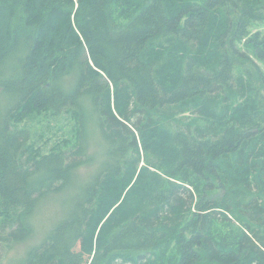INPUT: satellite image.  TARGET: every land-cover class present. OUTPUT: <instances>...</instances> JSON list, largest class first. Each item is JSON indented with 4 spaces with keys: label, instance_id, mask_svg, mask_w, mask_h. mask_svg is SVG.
Wrapping results in <instances>:
<instances>
[{
    "label": "trees",
    "instance_id": "obj_1",
    "mask_svg": "<svg viewBox=\"0 0 264 264\" xmlns=\"http://www.w3.org/2000/svg\"><path fill=\"white\" fill-rule=\"evenodd\" d=\"M258 27L264 0H0V254L92 172L11 264H264Z\"/></svg>",
    "mask_w": 264,
    "mask_h": 264
},
{
    "label": "rangeland",
    "instance_id": "obj_2",
    "mask_svg": "<svg viewBox=\"0 0 264 264\" xmlns=\"http://www.w3.org/2000/svg\"><path fill=\"white\" fill-rule=\"evenodd\" d=\"M257 29L263 31L264 27H258ZM176 52L178 55L179 51ZM258 66L261 70L264 71V66L259 64ZM26 120L29 123L28 126L30 127L33 137L35 135V137L38 138V145H49V143H52L53 145L55 144V146H63L64 143H67L68 141H73L75 139V126H57L52 121H49V119L43 113L33 114ZM86 125L87 123L84 127H86ZM87 143L88 151L90 153L93 152L94 148H98L97 144L100 148L97 134L95 132H92L91 130L87 132ZM97 153L98 154H95V157L101 154L100 150H98ZM98 160L99 159L96 157V162ZM92 174V172H89L87 175L83 174L77 179H75L74 177L73 182L78 185H84L89 181V178L90 176H92ZM76 186L70 187L69 190L64 191L60 194L48 196L41 205H38L37 208L33 210V212L29 215L27 219V224L30 223L34 228L33 236L31 237V239L19 243L21 245L16 246L8 254H0L1 258L4 257L2 258L3 260L0 261V264H11L15 257L23 255L30 247L38 245L41 240L44 239V237L54 226L53 224L58 222V220L64 214H66L67 210L70 209L74 198L78 193V187Z\"/></svg>",
    "mask_w": 264,
    "mask_h": 264
}]
</instances>
